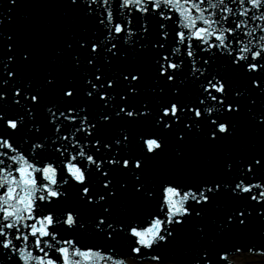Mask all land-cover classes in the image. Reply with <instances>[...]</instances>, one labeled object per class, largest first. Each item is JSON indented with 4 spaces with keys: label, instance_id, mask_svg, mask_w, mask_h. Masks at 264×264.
<instances>
[{
    "label": "snow or ice",
    "instance_id": "1",
    "mask_svg": "<svg viewBox=\"0 0 264 264\" xmlns=\"http://www.w3.org/2000/svg\"><path fill=\"white\" fill-rule=\"evenodd\" d=\"M20 6L0 13V264H213L214 235L264 230V27L242 31L264 0H61L78 26L6 30Z\"/></svg>",
    "mask_w": 264,
    "mask_h": 264
},
{
    "label": "water",
    "instance_id": "2",
    "mask_svg": "<svg viewBox=\"0 0 264 264\" xmlns=\"http://www.w3.org/2000/svg\"><path fill=\"white\" fill-rule=\"evenodd\" d=\"M20 2L21 6L11 14L13 24L6 26V30H15L24 25H31L33 29L44 31L50 27L55 30L62 27L63 20L69 22L70 25L78 26V22H74L70 15L65 16L66 9L59 6L61 0H20ZM5 3L6 0H0V13L7 15ZM251 21H253L251 25L254 27L260 24L264 25L259 22L260 20Z\"/></svg>",
    "mask_w": 264,
    "mask_h": 264
},
{
    "label": "bare ground",
    "instance_id": "3",
    "mask_svg": "<svg viewBox=\"0 0 264 264\" xmlns=\"http://www.w3.org/2000/svg\"><path fill=\"white\" fill-rule=\"evenodd\" d=\"M264 257L262 256H255V257H249L247 259L244 260V262H239V264H264ZM129 264H151L148 261L147 262H135V261H131Z\"/></svg>",
    "mask_w": 264,
    "mask_h": 264
},
{
    "label": "rangeland",
    "instance_id": "4",
    "mask_svg": "<svg viewBox=\"0 0 264 264\" xmlns=\"http://www.w3.org/2000/svg\"><path fill=\"white\" fill-rule=\"evenodd\" d=\"M246 257V256H245ZM247 258V257H246ZM264 261V260H263ZM239 262H244L243 258H240V261Z\"/></svg>",
    "mask_w": 264,
    "mask_h": 264
}]
</instances>
